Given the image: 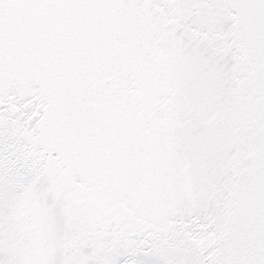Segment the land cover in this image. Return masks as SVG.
<instances>
[{"label":"snow or ice","instance_id":"obj_1","mask_svg":"<svg viewBox=\"0 0 264 264\" xmlns=\"http://www.w3.org/2000/svg\"><path fill=\"white\" fill-rule=\"evenodd\" d=\"M0 264H264V0H0Z\"/></svg>","mask_w":264,"mask_h":264}]
</instances>
